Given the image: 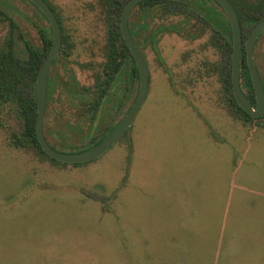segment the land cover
<instances>
[{"label": "rangeland", "instance_id": "rangeland-1", "mask_svg": "<svg viewBox=\"0 0 264 264\" xmlns=\"http://www.w3.org/2000/svg\"><path fill=\"white\" fill-rule=\"evenodd\" d=\"M12 1L35 41L29 19L40 15ZM45 1L72 49L51 66L43 128L69 152L54 135L80 118L66 82L92 84L106 61L108 21L99 0ZM152 19L151 29L162 24ZM5 30L0 22V41ZM180 31L159 35L156 50L143 33L148 95L127 134L94 161L62 166L17 148L19 119L2 111L0 264H264V118L243 121L228 102L213 70L227 55L212 31L195 19ZM255 58L264 79V34Z\"/></svg>", "mask_w": 264, "mask_h": 264}, {"label": "trees", "instance_id": "trees-1", "mask_svg": "<svg viewBox=\"0 0 264 264\" xmlns=\"http://www.w3.org/2000/svg\"><path fill=\"white\" fill-rule=\"evenodd\" d=\"M35 11L40 15L32 14L29 19L33 26L40 30L43 37V47L36 48L32 45L31 56L26 53L25 34L21 31V16L18 13L17 5L12 0H0V22L6 26L5 34L0 41V114L6 108H11L14 115L19 119L20 131L11 135V142L17 148L29 147L36 149L42 157L50 162L66 166L69 164L58 162L50 158L41 148L36 136V122H37V101H36V80L47 57V53L51 47V27L46 17L40 10L30 1L25 0ZM100 4L106 14L108 21V36L106 48V62L100 71L95 74L94 88H85V92H93L101 96L102 102L104 96L108 93V86L111 85L112 94L119 93L115 91V85L118 81L124 80L128 87L131 80L135 77L139 78V73L136 68V63L130 53L121 33L120 17L123 7L127 0H99ZM235 10L238 13L242 30L245 34H249L255 25L264 18V0H230ZM216 2V1H215ZM217 3V2H216ZM49 5V4H48ZM50 6V5H49ZM138 6H144V19H152L155 15L158 16L162 24L159 25L155 31H146V40L149 39L153 48L157 49L158 36L165 32H169L170 26L165 25L163 21L169 19L171 16H183L185 20L203 18L209 24L221 31L222 47L227 58L226 61L231 60L232 55V33L230 23L226 14L222 10L221 13L211 10L208 7L206 0H144L136 5L129 14L128 26L133 40L138 39V22L131 19V12ZM53 10L52 6H50ZM55 13V11L53 10ZM62 29L63 44L62 50H65L64 55L69 57L72 46L64 34L62 22L55 13ZM25 17V21L27 22ZM46 25H44V22ZM145 29H148V22L145 24ZM193 37V35L191 36ZM221 47V48H222ZM132 65L134 77L131 74H125V70ZM241 78L243 79L247 93L254 99V92L251 84V79L246 67L245 60H242ZM54 83V82H53ZM51 80H48V94L47 101L50 99V92L53 86ZM75 81L71 76L66 82V89L70 95L75 93ZM75 86V87H74ZM223 89L227 96L228 102L233 107H238L240 117L243 121L259 120L253 119L239 106H237L232 92V84L230 73L224 76ZM123 92V91H122ZM100 100H96L99 102ZM103 107H96L92 112H86L85 117L90 118V121L100 120L104 122L106 114ZM45 120H43L44 127ZM44 129V128H43ZM114 129V126L106 124L102 129L100 126H94L90 131L83 132L82 128L77 125H71L68 121L65 122L62 131L54 132L58 139L63 144L69 145L68 151L71 153L82 152L88 150L107 137ZM76 130V131H75ZM71 134L79 138L78 144L68 142L72 140ZM47 142L55 149V144L50 142L48 134L44 132ZM127 134V133H126ZM68 142V143H67ZM54 145V146H53ZM83 149H79V146ZM67 147V146H66ZM86 147V148H85ZM57 150V149H56ZM83 163L70 164L72 166H80Z\"/></svg>", "mask_w": 264, "mask_h": 264}, {"label": "water", "instance_id": "water-1", "mask_svg": "<svg viewBox=\"0 0 264 264\" xmlns=\"http://www.w3.org/2000/svg\"><path fill=\"white\" fill-rule=\"evenodd\" d=\"M40 12L47 18L52 28V47L49 54L40 68L36 81V101H37V122H36V136L42 150L52 159L66 164L87 163L96 160L104 153H106L119 139L127 132L134 122V119L141 109L149 91L150 84V70L146 59L137 48L128 26L130 11L140 2L144 0H127L120 17V29L122 37L133 56L137 69L139 71V89L136 100L133 106L129 109L127 114L123 117L117 127L102 141L92 148L82 152H61L54 149L46 140L43 120L47 104V82L50 67L58 53L62 44V29L61 25L45 0H30ZM224 13L226 14L232 33V55H231V78H232V92L238 106L245 111L249 116L255 119L264 117V90L260 81L256 62L254 59V45L259 35L264 31V18L259 21L249 33L246 44V63L252 81L254 95L256 99L255 108L251 105L247 96L243 93L240 84V59L242 47V27L235 10L230 0H216Z\"/></svg>", "mask_w": 264, "mask_h": 264}, {"label": "flooded vegetation", "instance_id": "flooded-vegetation-1", "mask_svg": "<svg viewBox=\"0 0 264 264\" xmlns=\"http://www.w3.org/2000/svg\"><path fill=\"white\" fill-rule=\"evenodd\" d=\"M206 1L208 2V7L211 10L216 11V12H219V13L222 12L223 9H222V7L220 6V4L216 0H206ZM137 10H138V13H139L138 14V20H137V22H138V29L139 30H138V39H137L136 42L135 41L134 42H135L137 48L139 49V51L143 54V50H142L143 33H145L146 31H155V29H157L159 27V25L157 27L151 29L150 25H151V22H152L153 19H148L147 21H145V19H144V6H138L137 7ZM171 17H182L183 19L179 23L169 24V26H170L169 33H179V32H181L180 30L184 29L185 26L190 21V20H185L183 16H175V15H173ZM195 20L200 21L202 23V25L207 26L212 31V33H213L212 35L216 36V43H217L216 45H213V46H215L216 48L218 47L221 52H224L223 47H222V44L223 43H222L221 31L218 30V29H216V28H213V26L211 24H209L207 21H205L201 17H198ZM146 22H148V29H145ZM48 23H49V21H48ZM50 27H51V25H50ZM262 34H264V31L259 35V37H258V39H257V41H256V43L254 45V59H255V62H256L258 75H259V78H260V81L262 83L263 90H264V79L262 78V76L260 74V70H259V67H258L256 58H255V46L258 43L259 39L261 38V35ZM248 35H247V37H248ZM243 36H244V32L242 30V38L243 39H242L241 59H240V84H241V89H242L243 93L247 96V98L250 101L251 105L255 108V106H256L255 95L253 94L254 99H252V96L249 93H247V90L245 89V86H244L243 79L241 78V65H242V60H245V63H246L245 44H246L247 37L244 38ZM25 40H26V50H27L26 53L28 52V56H31L32 45L35 46L36 48H42L43 47V37H42V33L40 32V30H38V39H36L34 41L31 37L28 38V35H25ZM62 44H63V34H62ZM62 44H61V47H60L58 53L56 54L55 59H54V61H53L52 64H54V62L56 61L58 55L60 53H62V51H63L62 50ZM51 47H52V28H51ZM51 47H50V49H51ZM50 49H49V51H50ZM49 51L47 53V56L49 54ZM143 56H144V54H143ZM144 58H145V56H144ZM223 62H225V63H223ZM223 62L220 63V66H215L216 67V70L212 67L215 72H218L221 75V77H222V84H223L224 76H226L228 73H230V77H231V70H232L231 60L230 61L223 60ZM104 64H103V66H104ZM103 66H102V68H103ZM148 67H149V65H148ZM246 67H247V63H246ZM136 68H137V66H136ZM50 69H51V67H50ZM210 70L212 71V69H210ZM247 70H248V67H247ZM138 73H139V71H138ZM248 73H249V70H248ZM125 74L126 75L127 74H131V75H133L132 78L134 77V71H133V66L132 65H130L127 68V70H125L124 75ZM72 76H73V79L75 81L74 84L77 87V88H74L75 93L72 95V97L75 99L77 109L80 111L79 112L80 113L79 114L80 115V118H79V121L76 122V125L78 127H80V128L86 127V129H87L86 131H88V130L90 131L91 128H93L94 126H98V125L102 129V127H104L106 124H108V125H111L112 124L114 126V129H115L117 127V125L120 123V121L123 119V117L127 114V112L129 111V109L133 106V104H134V102L136 100L137 94H136V96H135L134 99H131V95L133 93V86L136 87L137 93H138V89H139V78L136 79L134 77L131 80V82L128 85V87L130 89L129 92L127 91V86H126V83L127 82H125L124 80L118 81L116 83V85H115L114 90L115 91H117V90L120 91L119 93L112 94L111 85H109L107 87L108 88V93L103 97L104 98V101L102 102L101 96L96 95L93 92L87 93V92H85L86 90H84L85 88H89V89H93L94 88L95 73H93L92 84H90L89 87L82 85L77 80V78H76L75 75H72ZM249 76H250V74H249ZM48 80H50V70H49V74H48ZM231 84H232V78H231ZM251 84H252V81H251ZM252 88H253V85H252ZM253 92H254V89H253ZM47 94H48V82H47ZM96 100H100V101L99 102H96ZM236 104H237V102H236ZM97 106L98 107H103L104 110H105L104 114L107 113L105 115L106 116V119L102 123L100 122V120L90 121V118L87 119L84 116L86 112H92ZM237 106H238V104H237ZM234 109H235V111L237 113H239L238 107H234ZM138 113H137V115H138ZM137 115H136V117H137ZM116 117H117V119L115 121H113ZM136 117H135V119H136ZM135 119H134V121H135ZM253 119H255V118H253ZM259 119H261V118H259ZM83 123L84 124H87V125L86 126H83L84 125ZM129 129L127 130V132L129 131Z\"/></svg>", "mask_w": 264, "mask_h": 264}]
</instances>
